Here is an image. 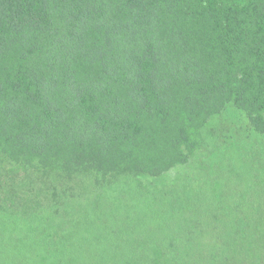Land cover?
<instances>
[{
	"label": "trees",
	"instance_id": "trees-1",
	"mask_svg": "<svg viewBox=\"0 0 264 264\" xmlns=\"http://www.w3.org/2000/svg\"><path fill=\"white\" fill-rule=\"evenodd\" d=\"M229 104L264 133V0H0V158L11 164L159 177L192 159L197 132ZM6 203L0 242L24 264H264V235L244 242L264 210L224 207L243 242L224 225L212 256L155 260L114 255L79 219L63 230Z\"/></svg>",
	"mask_w": 264,
	"mask_h": 264
},
{
	"label": "rangeland",
	"instance_id": "rangeland-1",
	"mask_svg": "<svg viewBox=\"0 0 264 264\" xmlns=\"http://www.w3.org/2000/svg\"><path fill=\"white\" fill-rule=\"evenodd\" d=\"M51 168H23L0 158V202L7 201L2 207H37L63 230L79 219L86 237L94 230L101 244H111L114 255L128 259L212 256L206 250L211 239L216 245L228 240L216 236L224 225L232 227L234 243L243 242L238 225L225 220L224 207L264 210V133L255 131L233 104L197 132L192 159L162 176L134 174L129 168L107 176ZM260 218L250 222L253 233L244 239L249 245L264 235V215ZM7 244L0 242V264H24L10 258Z\"/></svg>",
	"mask_w": 264,
	"mask_h": 264
}]
</instances>
